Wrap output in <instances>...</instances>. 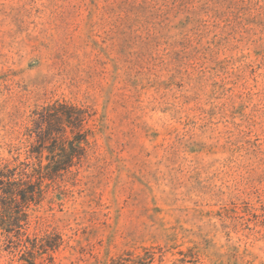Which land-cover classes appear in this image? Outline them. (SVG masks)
<instances>
[{
	"label": "rangeland",
	"instance_id": "374dc122",
	"mask_svg": "<svg viewBox=\"0 0 264 264\" xmlns=\"http://www.w3.org/2000/svg\"><path fill=\"white\" fill-rule=\"evenodd\" d=\"M55 100L92 113L27 209L62 242L0 264H264V0H0V163Z\"/></svg>",
	"mask_w": 264,
	"mask_h": 264
},
{
	"label": "trees",
	"instance_id": "16d2710c",
	"mask_svg": "<svg viewBox=\"0 0 264 264\" xmlns=\"http://www.w3.org/2000/svg\"><path fill=\"white\" fill-rule=\"evenodd\" d=\"M91 117L89 107L64 100H55L33 110L23 139L11 149L12 159L0 163V229L6 233L8 242L15 244L30 258L36 253L55 250L62 242L59 234H54L57 243L47 240L51 233L43 237H29L27 209L58 178L72 172L71 168L78 171L85 159V145L88 144L85 124ZM44 151L48 152L46 162H43ZM11 233L16 240L12 241ZM48 259L51 264L52 258ZM26 261L33 264L31 260Z\"/></svg>",
	"mask_w": 264,
	"mask_h": 264
}]
</instances>
